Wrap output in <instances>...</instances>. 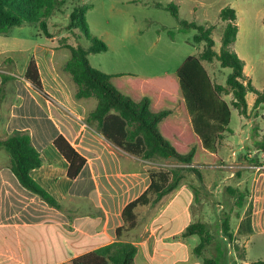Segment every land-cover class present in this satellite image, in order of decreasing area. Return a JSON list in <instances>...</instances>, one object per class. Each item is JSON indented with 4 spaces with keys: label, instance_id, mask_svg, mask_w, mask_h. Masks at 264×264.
Returning a JSON list of instances; mask_svg holds the SVG:
<instances>
[{
    "label": "rangeland",
    "instance_id": "1",
    "mask_svg": "<svg viewBox=\"0 0 264 264\" xmlns=\"http://www.w3.org/2000/svg\"><path fill=\"white\" fill-rule=\"evenodd\" d=\"M60 1L61 4L55 7L52 15L46 20L48 35L38 26L30 25L8 28L5 33L0 34V71L12 72L18 78H23L25 64L32 61L37 69L39 67L42 71V77L39 74L42 92L37 96L50 103H53L51 94L57 95V89H69L71 94L74 92L71 90L73 83L70 75L63 71V66L70 57L69 51L63 48L64 45L82 48L90 45V41L79 29L69 26V16L74 7H83L89 35L107 46L106 52L88 56L90 65L103 73L131 74L144 79L165 73L175 75L176 69L187 57L195 56L201 50V44H192V37L196 32H180L178 21L162 8L141 7L129 3L130 0ZM148 1L162 6L174 2L179 7V21L194 22L198 26H213L212 38L216 51L220 47L219 38L223 27L218 13L223 7L231 5L238 15L240 28L237 50L244 56L247 65L245 71L249 74L252 86L257 91L263 89L264 23L261 17L264 14V0ZM251 38L255 40H250ZM47 65L52 70V74L48 76L50 79L44 77ZM204 67L212 81L222 85L230 73V69L220 68L216 61L211 64L204 63ZM13 79L4 82L1 95H5V89H9ZM51 85L54 90L50 88ZM57 96L62 103L64 99L60 94ZM247 96L250 108L245 116H240L234 109L231 110L229 128L232 133L226 135H256V143H262V148H259L258 144L251 145V142L250 145L259 151L252 150L250 153L242 152L234 156L231 153L218 155L217 151L215 154L204 153L191 165H183L173 159L142 160L105 140L94 124L88 125L85 122L89 113L87 111H83L81 120L75 119V126L71 129L75 135L72 144L85 160L104 163L102 169L94 172L96 180L108 192L116 191L121 203L143 191L148 184L149 172L184 169L178 189L184 187L191 192L192 223H203L209 235V242L202 251V257L213 258L217 264H235L243 256L244 248L233 235V228L241 216L248 219L252 211L249 196L259 183L264 184V177L261 175L264 174V104L254 110L251 101L255 96ZM222 98L227 103L231 99L230 96ZM9 101H14L13 97H9ZM93 101L96 103L94 99ZM8 104L9 102L7 109ZM66 104L67 102L64 105ZM1 113L0 120L4 117V111ZM188 168L192 170H187ZM228 188L244 193V205L241 209L237 207L236 198L230 195ZM197 198L200 199L199 202ZM159 210V203L140 207L136 218L146 221ZM204 214L208 218L204 217ZM226 217L229 219L228 233L232 235L230 239L222 231ZM125 235L126 241L133 238L131 234ZM261 240L264 241L263 236ZM263 241L247 252L250 262L264 261ZM189 242L193 252L199 243L198 236H189ZM194 256L201 260V257ZM169 262H173L172 259ZM159 263L160 261H154V264ZM136 264H142L139 258H136Z\"/></svg>",
    "mask_w": 264,
    "mask_h": 264
},
{
    "label": "trees",
    "instance_id": "2",
    "mask_svg": "<svg viewBox=\"0 0 264 264\" xmlns=\"http://www.w3.org/2000/svg\"><path fill=\"white\" fill-rule=\"evenodd\" d=\"M140 0H134L133 3ZM60 0H0V34L8 28L24 25L38 26L46 35V20L59 6ZM162 8L178 21L180 32L194 30L192 44L203 46L200 53L187 57L175 75L160 79L138 78L134 75L106 74L93 68L88 60L90 54L107 51V46L91 37L85 23L83 7H74L69 18L70 27L79 29L90 41L86 48L64 45L70 57L63 71L70 75L75 86L73 99H94L96 107L86 116L85 122L94 124L102 137L118 149L142 160L173 159L183 165H191L206 151L214 153L221 146L224 136L231 134L229 128L231 109L240 116L247 113L246 95L255 96L252 108L255 110L264 104V87L257 91L250 78L244 75L243 61L233 51L232 46L237 35L236 14L234 9L224 7L219 11L218 19L223 24L218 53L214 51L212 39L213 26H198L194 22L178 20V6L168 3ZM172 36L173 33L169 32ZM216 61L220 68L230 69L225 83L213 82L204 63ZM23 78L37 94L42 92L38 69L29 61ZM9 75L1 74V88L4 82L12 80ZM180 92V93H179ZM223 96H230L227 103ZM181 105L179 114L173 115V107ZM264 108V107H263ZM262 148V143H257ZM53 146L66 161L67 177L76 179L86 160L71 144L59 135L53 140ZM0 148L9 158V168L18 183L47 205L59 208V204L30 176V171L41 166L38 152L33 147L26 132L13 131L4 140ZM192 170V169H187ZM182 168L148 173L150 180L147 189L122 210L124 225L115 230L117 240L91 252L74 258L71 264H134L137 247L121 239L123 233L136 226L134 210L140 206L155 205L161 198L175 191L183 178ZM236 198V205L242 208L244 193L228 188ZM226 217L222 231L227 238L229 224ZM247 220V219H246ZM249 225V220L246 221ZM248 232L250 228L248 226ZM196 235L199 243L193 254L201 257L202 264H217L213 258L202 257V251L209 242V235L203 223H191L183 237ZM250 264H264L256 261Z\"/></svg>",
    "mask_w": 264,
    "mask_h": 264
},
{
    "label": "crops",
    "instance_id": "3",
    "mask_svg": "<svg viewBox=\"0 0 264 264\" xmlns=\"http://www.w3.org/2000/svg\"><path fill=\"white\" fill-rule=\"evenodd\" d=\"M133 1L130 0L129 3L141 7L155 4L148 0H140L136 3ZM227 6L232 8L231 5ZM261 19L264 23V14ZM236 25L238 30L232 49L243 61L244 75L249 78V74L245 71L247 65L244 56L237 50L240 42L237 14ZM202 48L203 46L201 50ZM214 51L218 53L219 50ZM26 66L27 64L23 68V73ZM46 67L47 72L44 71V77L50 79L48 76L52 74V70L48 65ZM38 70L42 77L39 67ZM1 74L15 79L9 85V89H5L6 93L0 100V118L1 112L4 111V117L0 120V140H4L13 131L29 134L41 161V166L31 170L30 176L53 197L59 208L50 207L18 183L9 168L7 153L0 148V264H71L74 258L115 242L117 240L115 230L124 225L123 208L147 189L150 183L149 177L143 191L125 203H121L116 191L108 192L96 180L94 172L102 169L103 162L98 164L87 159L79 176L74 180L69 179L66 175L68 165L54 148L53 140L62 135L75 148L72 144L75 135L71 131L75 126V119L81 120L83 111L91 112L95 109L96 103L92 98L75 101L74 92L71 94L69 89H57V95L60 94L64 100L61 103L56 94H51L53 103H50L40 99L24 78H18L12 72L0 71V82ZM171 75L165 73L148 79H160ZM21 79L23 82H20ZM50 88L54 90L52 85ZM71 90L75 91L74 84ZM247 95L246 102L250 108ZM9 97H13L14 101H9ZM254 99L255 97H252V104ZM7 102H9L8 109ZM180 107V104L173 107L174 116L179 114ZM256 139V135H225L221 146L217 149V154L224 156L231 153L234 156L237 153L259 151L251 147L257 144ZM206 153L215 154L208 151ZM109 162L111 163L110 158ZM261 175L264 177V174ZM173 192L161 198L158 202L160 210L152 217H148L146 221L136 218L135 228L123 233L121 239L124 241H126L124 236H127L125 234L133 235L128 242L137 247L134 264L136 258H139L142 264H154L156 260L160 261L159 264H202V261L192 254L189 236H182L185 228L192 223L193 215L190 210L192 194L184 187L177 188ZM249 200L252 204V211L247 219L249 225L241 216L233 228V235L244 248L243 256L235 264L262 261L250 262L247 259V252L261 243L263 241L261 237H264L262 182L251 192ZM197 201L199 202L200 199ZM203 202L201 199V204ZM140 207L134 210L136 216ZM202 216L203 214L200 215ZM248 226L251 232H248ZM170 259L173 262H169Z\"/></svg>",
    "mask_w": 264,
    "mask_h": 264
}]
</instances>
